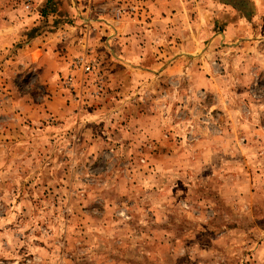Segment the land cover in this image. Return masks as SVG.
I'll return each instance as SVG.
<instances>
[{"label": "rangeland", "instance_id": "obj_1", "mask_svg": "<svg viewBox=\"0 0 264 264\" xmlns=\"http://www.w3.org/2000/svg\"><path fill=\"white\" fill-rule=\"evenodd\" d=\"M112 2L140 57L0 0V264H264V0Z\"/></svg>", "mask_w": 264, "mask_h": 264}, {"label": "crops", "instance_id": "obj_2", "mask_svg": "<svg viewBox=\"0 0 264 264\" xmlns=\"http://www.w3.org/2000/svg\"><path fill=\"white\" fill-rule=\"evenodd\" d=\"M95 1L99 6H97V8H95L94 10L91 7H82L74 10L69 9L68 14L70 18H72L73 15L76 14L78 15L77 18L78 20L74 21L76 26L73 27L69 26L71 28L67 27V29L79 30V32H81V35H79L78 39L75 38L74 40L76 41L72 43V40L70 39V35L68 33V36H66L64 40V43L67 45L68 48L67 56L69 57L70 55L76 53L87 55L90 49L92 52L98 51V53H100L101 50L99 49L100 47L98 46L103 47L104 43L103 40H100L99 33L100 31L105 32L106 30H109L111 31L109 34L114 36L111 37V39H109L107 42L111 44V47H113V51L117 54L118 57H125V58L140 57L139 53L135 51V48H137V45H140L138 42H142V44L145 47L148 46V40L147 41L145 40V36L140 35V37L138 38L136 36V33L134 34L130 33L129 36L124 35L122 33L125 28H129L128 26H130V24L127 25L126 21L114 22L111 20V18L109 17V6L112 5L113 3L112 1L114 0H95ZM4 12H5L4 14L7 15L6 9H4ZM39 16L42 18V14H39V11L37 10L36 12L31 14V17H29V19L23 21V23L25 24L28 23V25L35 26L40 22ZM54 16L57 17V14H55V12H51L46 17L48 19H51V18H55ZM91 29H94L96 32L91 33L90 31ZM136 38H138L139 41H137ZM53 40H54L53 36L47 33L46 38L38 37L35 40H32V42L28 46L18 50L17 55L14 57H31L32 61L34 60L33 57H41V61L43 60V57H60L59 52L58 51L55 52ZM6 42L7 41H5V44ZM0 46H3V40L2 41L0 40ZM78 46H80V48ZM125 46L128 48H126ZM37 52L38 55H35L37 54ZM100 55L101 57L103 56L102 54Z\"/></svg>", "mask_w": 264, "mask_h": 264}, {"label": "built area", "instance_id": "obj_3", "mask_svg": "<svg viewBox=\"0 0 264 264\" xmlns=\"http://www.w3.org/2000/svg\"><path fill=\"white\" fill-rule=\"evenodd\" d=\"M85 71H87V72L91 71V66L90 65L86 66Z\"/></svg>", "mask_w": 264, "mask_h": 264}]
</instances>
